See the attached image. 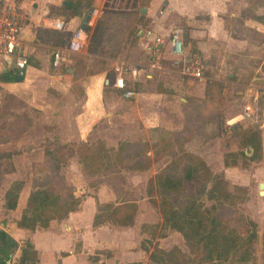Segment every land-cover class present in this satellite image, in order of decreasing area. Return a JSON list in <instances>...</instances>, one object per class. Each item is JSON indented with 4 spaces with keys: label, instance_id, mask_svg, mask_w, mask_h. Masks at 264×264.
Masks as SVG:
<instances>
[{
    "label": "rangeland",
    "instance_id": "obj_1",
    "mask_svg": "<svg viewBox=\"0 0 264 264\" xmlns=\"http://www.w3.org/2000/svg\"><path fill=\"white\" fill-rule=\"evenodd\" d=\"M77 1L92 4L76 15L79 23L96 10L94 22L85 23L87 44L80 51L69 52L65 63L54 66L53 49L66 43L70 30L57 29L59 34L49 30L53 27L39 26L38 43L23 46L28 58L24 79L8 84L0 81V137L20 134L0 146L18 150L13 156L16 170L0 174V189L15 178L32 182L36 174L33 164L43 159L42 145L46 143L51 147L54 165L65 161L60 172L80 199L96 197L99 187L104 199L112 202L135 199L138 208L133 224L116 226L122 230L108 237L112 243L126 238L133 245L130 254L141 256L147 264H154L148 259L154 247L172 250L178 246L182 254L176 251L174 258L190 264L199 252L193 247L189 250L181 233L163 224L158 195L154 190L152 196L147 194V181L169 160L167 142L171 134H176V147L199 155L212 173H221L228 189L227 200H233L236 209L256 223V261L264 264V188L261 194L258 187L260 181L264 182V24L234 15L242 7V0L229 2L228 8L219 11L220 17L213 12L211 19L194 8L178 13L173 0ZM256 1L264 3L248 0L247 14L260 8L252 4ZM141 7H145L144 12ZM50 15L52 21L60 19L58 9ZM175 28L180 29L186 46L203 56L202 79L180 74L168 60L163 70L149 66L158 59L149 49L150 33L166 38ZM191 29L196 33L194 38L185 35ZM120 61L142 68L133 97H124L111 84L99 87L98 78L100 81L105 75L112 79L114 65ZM86 94L91 99L85 110L81 104ZM80 110L86 113L85 127L91 128L84 139L76 122H69ZM247 126L259 127L262 148L256 157L239 145L242 128ZM128 143L132 149L140 148L138 153L145 155L148 168H121V174H109L98 170L97 160H84L85 146L98 153L105 148L111 157L121 147L120 162L128 163L131 159L122 157ZM23 147L25 151L20 150ZM70 151L75 153L70 155ZM104 211L99 207L98 212ZM101 253L97 256L110 254L106 250Z\"/></svg>",
    "mask_w": 264,
    "mask_h": 264
},
{
    "label": "trees",
    "instance_id": "obj_2",
    "mask_svg": "<svg viewBox=\"0 0 264 264\" xmlns=\"http://www.w3.org/2000/svg\"><path fill=\"white\" fill-rule=\"evenodd\" d=\"M91 7L92 4L89 2L65 0L55 10L58 9V13L67 19L80 15L83 9ZM86 27L88 24H85ZM49 30L59 33L55 28ZM185 35L188 36L186 32ZM39 37L38 30L37 39H40ZM15 72L17 71L12 68L2 70L0 81H13ZM258 128L253 126L242 128L239 140L240 147L251 151L252 156L255 157L262 148ZM173 136L171 134L167 142L170 144V149L167 152L170 156L169 160L156 171L154 177H150L147 181L148 196L153 195V190L158 195V207L163 224L179 231L189 250L193 247L199 252V255L190 264H257L254 246V239L257 236L256 223L236 209L238 207L235 206L233 200H227L225 193L228 192V189H225L222 174L212 173L206 161L199 155L176 147ZM127 145H129L128 151L123 153L122 157H129L131 161L128 163L120 162V154L124 150L121 147H117L114 157H111L105 148L98 153L95 152V149L85 146L84 160L87 161V158H90L88 161L97 160L98 170L103 169L109 174H121V168L138 170L148 168L150 163L144 162L145 155L138 153L140 148L139 150L132 149L130 143ZM43 148V159L33 164L36 174L32 178L26 206L19 218L15 220L19 227L29 229H35L37 226L47 227L51 220L63 219L68 216L69 212L76 210L81 200L78 195L73 193L71 186L65 183L64 176L60 172L65 161L54 165L52 163L54 159L51 158V147L45 143ZM68 153L71 155L75 151ZM76 153L80 154L79 151ZM96 153L98 156H93ZM13 154V152L0 151V165H2L0 173L14 170ZM81 159L78 156L84 169H88L84 160ZM224 164H226V160H224ZM38 171L43 175L39 176ZM209 180L211 183L210 186H207ZM22 186V180H14L6 189L4 204L7 208H15ZM204 195L206 199H204ZM208 199L212 201L210 204H206L204 201ZM132 202L134 201L125 200L117 203L107 201L101 205L99 203L97 209L100 207L105 211L104 213L97 211L93 224L97 225L105 220L115 224H131L136 210V203ZM144 249L147 251V247ZM105 250L110 253L109 250ZM176 251L177 253L182 252L178 246L173 247L172 250L154 247L148 253V259L154 264H181L174 258L177 254ZM89 258L93 261L98 260L97 255H91ZM35 259L36 253L33 245L30 241L25 240L21 254L14 264H28V260L34 261ZM97 264L105 263L102 261ZM115 264L147 263L141 260H132Z\"/></svg>",
    "mask_w": 264,
    "mask_h": 264
},
{
    "label": "crops",
    "instance_id": "obj_3",
    "mask_svg": "<svg viewBox=\"0 0 264 264\" xmlns=\"http://www.w3.org/2000/svg\"><path fill=\"white\" fill-rule=\"evenodd\" d=\"M64 1L65 0H22V4L24 5V9L27 13V21L21 35L23 46L24 43H30L32 41L34 44L38 43L36 40L39 26L44 25L56 29H68L70 32L77 26H81V23L78 22L79 16L76 15L65 19L61 14H59L58 17H60V19L58 18V20L62 22V26L55 27L51 24V11H54L58 6L63 4ZM235 1L236 0H173V3L174 9L180 14H185L188 12V10L194 8L208 14V17L211 19L213 17V12H217V17H220L219 11L223 8H228L229 2L234 3ZM242 2L243 5L238 11V14L234 13V15H239L240 18L243 16L242 20L244 21H255L256 23L264 24V3H260L258 1L252 2V4L257 5L260 8L258 10L256 8L251 14H247L246 12L249 2L248 0H242ZM188 20L192 19L188 17ZM187 34L193 38L196 36V33H194L192 29ZM141 69L138 67V75L140 74ZM22 73L24 74V71ZM102 76L108 80H106L105 83H102L101 79L99 81L98 78L99 87L102 88L108 84L113 86V77L110 79L105 75ZM11 82H4V84ZM138 85L139 80L137 84V90ZM113 87L120 91L116 86ZM90 99L91 98H89L88 94H86L85 103L83 102L81 104L82 109L85 108L86 110V108H89L88 102ZM85 110H80L72 120L69 119L70 123H72V121L76 122L79 127V133L83 139L85 133L91 129L90 128L87 130V127H85L86 125L84 121L87 119ZM247 114L249 113L245 112V115ZM94 119L91 121L93 123L92 126L95 124ZM19 135L20 134L8 133V135L1 136L0 146H2L3 143H7L11 140L19 138ZM20 150L25 151V147L21 148ZM0 151L13 152V156L18 153V150L16 149H0ZM14 169L16 170L15 166ZM15 170L1 172L0 174L14 173ZM14 180L19 179H13L9 184H7V186H5L4 189H0V264H14L21 254V248L25 240L31 242L36 253V259L34 261L28 260V264H97L98 262L102 261L105 264H115L117 262H127L132 260H141L145 262L144 258L141 256L134 257L130 254L133 245H129V242L126 238H121V240H119L120 243L118 242L116 244L112 243L111 239L108 238L110 235H114L113 233L115 230H122L121 227L126 228L132 225L134 218L131 224H115L108 220H105L97 225L93 224L94 216L98 211V204L111 201L104 199L101 192V187H99L96 197L92 195H86L84 198H82L78 208L69 212L67 217L60 220L53 219L47 227L37 226L35 229H29L25 227H19L15 220L19 218L23 208L26 206L31 182H23V186L19 191L15 208H7L4 204V193ZM110 192L112 193V190H110ZM130 200L136 203L134 198L127 199L126 201ZM113 202L117 203L115 201ZM137 208L138 206L136 203L134 217L136 215ZM104 222H107L106 224L108 225H112V227H107V225H104ZM116 226L121 227L119 228ZM105 249L110 251V254L106 255L107 257H98L97 261H93L91 258H89L91 255L99 256Z\"/></svg>",
    "mask_w": 264,
    "mask_h": 264
},
{
    "label": "built area",
    "instance_id": "obj_4",
    "mask_svg": "<svg viewBox=\"0 0 264 264\" xmlns=\"http://www.w3.org/2000/svg\"><path fill=\"white\" fill-rule=\"evenodd\" d=\"M96 10L89 13L86 22H94ZM27 21V13L22 0H0V72L12 68L23 72L28 64V58L22 45V31ZM55 27H61L59 20L52 21ZM149 33V32H148ZM149 49L158 59L149 64L153 69H165V60L182 75L193 79L204 77L205 60L196 50L186 46L180 29H172L167 37L150 33ZM88 33L85 27L77 26L70 32L66 43L57 46L52 52V64L60 66L67 61L69 52L80 51L86 44ZM161 56V59L159 58ZM167 62V61H166ZM113 86L119 88L121 95L131 97L136 93L138 84V67L127 61L114 65ZM148 73H150L148 71ZM105 77L101 82L105 83Z\"/></svg>",
    "mask_w": 264,
    "mask_h": 264
},
{
    "label": "water",
    "instance_id": "obj_5",
    "mask_svg": "<svg viewBox=\"0 0 264 264\" xmlns=\"http://www.w3.org/2000/svg\"><path fill=\"white\" fill-rule=\"evenodd\" d=\"M140 11H141V12H144V11H145V7H141V8H140ZM88 17H89V14H87V15L85 16V18L83 19V21H82V23H81V27H84V24H85V22L87 21ZM23 78H24V74H23L22 72H15V73H14V80H15V81H20V80H22ZM258 187H259V192L262 194V193H263V188H264V182H263V181H260V182L258 183Z\"/></svg>",
    "mask_w": 264,
    "mask_h": 264
}]
</instances>
